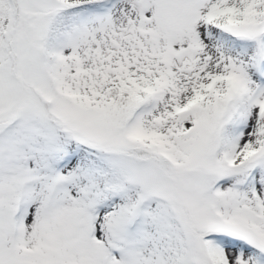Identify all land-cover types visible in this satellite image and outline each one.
<instances>
[{
  "label": "snow or ice",
  "instance_id": "obj_1",
  "mask_svg": "<svg viewBox=\"0 0 264 264\" xmlns=\"http://www.w3.org/2000/svg\"><path fill=\"white\" fill-rule=\"evenodd\" d=\"M0 264H264V0H0Z\"/></svg>",
  "mask_w": 264,
  "mask_h": 264
}]
</instances>
